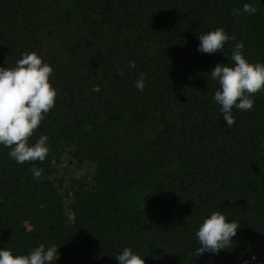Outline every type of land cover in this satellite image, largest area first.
Instances as JSON below:
<instances>
[{
	"label": "trees",
	"instance_id": "1",
	"mask_svg": "<svg viewBox=\"0 0 264 264\" xmlns=\"http://www.w3.org/2000/svg\"><path fill=\"white\" fill-rule=\"evenodd\" d=\"M245 3L257 13L231 14ZM217 27L243 41L249 62L264 63V0H0V67L35 52L57 91L29 138L48 136L42 163L16 164L0 146V248L20 255L55 244V264H117L124 247L144 264L253 255L264 264V93L251 111L233 109L226 127L210 71L231 61L196 50ZM234 44L224 45L229 58ZM66 150L93 172L61 192L50 176ZM33 166L44 169L39 182ZM138 189L141 208L129 214L118 195ZM213 211L240 229L233 248L198 256L195 231Z\"/></svg>",
	"mask_w": 264,
	"mask_h": 264
},
{
	"label": "clouds",
	"instance_id": "2",
	"mask_svg": "<svg viewBox=\"0 0 264 264\" xmlns=\"http://www.w3.org/2000/svg\"><path fill=\"white\" fill-rule=\"evenodd\" d=\"M258 9L245 3L242 8L232 10V15H255ZM197 52L215 54L218 51L231 63H217L210 71V78L218 85L212 100L218 108V115L226 127L235 123L233 109L248 112L253 109V96L264 93V63H251L244 56V43L237 41L235 35H229L221 27L197 37ZM229 41H235L230 58L223 49ZM136 67L134 61L127 65ZM53 75L51 65L44 63L35 52L22 53L12 68L0 67V146L8 148V156L16 164L43 162L49 153L48 136L42 134L34 143H29L34 131L40 126L49 111L55 106L56 89L50 83ZM117 75H123L119 70ZM147 77L140 73L134 87L142 92ZM264 147V142L261 144ZM32 179L39 182L44 169L31 167ZM240 225L237 221H228L220 211H213L199 223L195 231L198 256L217 255L221 251L233 248ZM55 244L33 247L27 254L14 255L10 249L0 248V264H55L59 259ZM256 256H251L243 264H252ZM117 264H144V258L129 247L116 255Z\"/></svg>",
	"mask_w": 264,
	"mask_h": 264
},
{
	"label": "rangeland",
	"instance_id": "3",
	"mask_svg": "<svg viewBox=\"0 0 264 264\" xmlns=\"http://www.w3.org/2000/svg\"><path fill=\"white\" fill-rule=\"evenodd\" d=\"M55 173L50 176V180L55 182V185L59 187L60 191H63L64 187L73 182L75 179H86L92 175L93 168L88 164H76L69 156L68 151H64L58 162L54 164ZM143 190H130L122 192L118 195V202L120 207L129 214H133L135 211L141 208V199L143 197ZM23 227L20 223L16 225V229L20 230ZM59 257L55 263H60Z\"/></svg>",
	"mask_w": 264,
	"mask_h": 264
}]
</instances>
